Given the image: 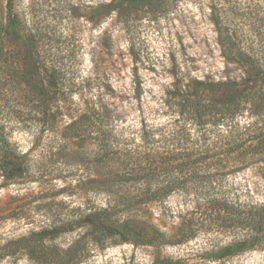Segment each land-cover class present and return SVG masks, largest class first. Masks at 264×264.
<instances>
[{"label":"rangeland","instance_id":"obj_1","mask_svg":"<svg viewBox=\"0 0 264 264\" xmlns=\"http://www.w3.org/2000/svg\"><path fill=\"white\" fill-rule=\"evenodd\" d=\"M114 1L14 0L9 25L0 0V123L23 165L11 180L0 169V264H264V243L215 259L214 249L242 237L226 230L176 245L92 233L91 215L109 210L171 238L207 187L264 205V146L253 150L264 95L220 124H201L181 107L198 82L214 102L235 94L221 83L264 94V0H166L125 14ZM173 147L179 161L205 158L195 188L181 174L183 191L133 207L141 183L128 171L173 161L164 151ZM161 175L155 185L174 180Z\"/></svg>","mask_w":264,"mask_h":264},{"label":"trees","instance_id":"obj_2","mask_svg":"<svg viewBox=\"0 0 264 264\" xmlns=\"http://www.w3.org/2000/svg\"><path fill=\"white\" fill-rule=\"evenodd\" d=\"M166 0H115L114 9L118 10L120 14H125L128 11H151L158 3H163ZM178 1V0H173ZM9 25L12 22V13L14 9V0H7ZM203 88H199V92L187 99V103L182 105V110L188 112L193 118L197 119L201 124L205 121L214 120L217 124L221 122H227L234 120L239 115L244 113L246 109L245 104L249 101L250 97H263V91L257 90L254 93L249 92L245 95L238 94L234 83H221L219 84L222 89L229 87V92L235 91V94L225 95L224 99L214 102L207 98L208 94L213 89L204 82H198ZM199 86V87H200ZM44 95L43 91L39 93ZM38 94V99L40 95ZM206 95V99H203V95ZM264 111V109H263ZM260 116L264 118V113H260ZM258 123H263L261 133L257 136L258 146L254 147L252 144L247 147H242L237 151H245L253 146V150L258 152L259 147L264 146V119L258 120ZM206 124V123H205ZM219 141V140H218ZM231 137L224 135L219 144L222 148L229 147ZM202 147H205L204 145ZM208 148V147H207ZM200 148H192L193 153H199ZM168 150V151H167ZM167 158L174 160L155 166L151 172L145 171V169H130L127 173L130 179L141 183V187L135 191L136 197H129L130 204L133 207L140 205L141 203H149L161 196H166L170 193H174L177 189L184 190L183 187L177 185V176L181 174H188L192 176L190 178L192 187L193 182L198 183V174L203 167L206 166L205 158L201 159H189L188 161H179L176 156L179 155L177 147L172 149H165ZM232 152V151H231ZM162 152H157V154ZM162 153L161 156H165ZM161 156L159 158L163 159ZM153 157V156H152ZM158 157V156H157ZM166 158V159H167ZM165 159V158H164ZM163 159V160H164ZM0 169L5 174V177L9 180L21 175L23 171V165L20 161V157L13 148L12 143L8 139L3 126L0 123ZM174 174V180L161 181L157 185L153 183L154 176L161 177L162 173ZM104 176L100 175V179L103 180ZM177 179V180H176ZM200 190V189H199ZM195 192L191 189H187L186 193L203 195V190ZM215 188L207 187V192L204 194L205 198L198 200L197 207L194 211L187 214L182 219V222L171 238L165 233L160 232L157 229L149 227L148 225L141 226L137 221L128 219L125 221L114 220L110 216L109 210H105L100 213H94L91 215V228L94 235L100 234V237H111L119 235L122 239L128 241H134L136 243L144 244H182L192 239H195L201 232L214 231L215 233H223L225 230L229 232H235L242 235L237 237L233 243L219 247L213 250V257L217 260L226 259L237 255L240 252L247 251L258 244L264 243V205H242L234 203L228 199L221 198L220 194L213 193ZM100 232V233H99ZM174 238L175 241H172ZM35 252V251H34ZM153 264H179L178 261L172 259L157 258Z\"/></svg>","mask_w":264,"mask_h":264}]
</instances>
